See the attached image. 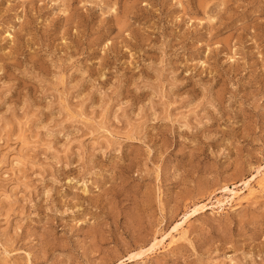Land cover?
Returning <instances> with one entry per match:
<instances>
[{"label": "rangeland", "instance_id": "374dc122", "mask_svg": "<svg viewBox=\"0 0 264 264\" xmlns=\"http://www.w3.org/2000/svg\"><path fill=\"white\" fill-rule=\"evenodd\" d=\"M263 171L264 0H0V264H264Z\"/></svg>", "mask_w": 264, "mask_h": 264}, {"label": "bare ground", "instance_id": "6f19581e", "mask_svg": "<svg viewBox=\"0 0 264 264\" xmlns=\"http://www.w3.org/2000/svg\"><path fill=\"white\" fill-rule=\"evenodd\" d=\"M259 170V169H258ZM257 170V171H258ZM264 172V171H263ZM257 173V172H256ZM262 173V172H261ZM258 174H259V171H258ZM262 174H260L261 176ZM263 176V175H262ZM257 178V174H254L250 177H248L247 179H245L244 181H242L240 184H243L242 187L240 188H237V185H235L233 188H230V187H226V190L229 194H231V198L229 200H227L228 202H230L232 199L234 198H238L240 194L246 192L247 190H249L250 186H251V183L253 181H255ZM262 178V177H261ZM258 179V178H257ZM264 179V177L262 178ZM257 181V180H256ZM255 183V182H254ZM253 185V183H252ZM253 188V187H252ZM249 192V191H248ZM253 193V192H252ZM226 201H224L223 203H225ZM192 214V213H191ZM188 216H190V214H186L185 217L183 218V220H181L179 223H177V226L176 227H181L183 224H185L186 222V219L188 218ZM174 228H172L173 230ZM175 230V229H174ZM170 233H168L166 236H162V238H158L155 240V242L153 243V245L155 246L156 244L162 242L165 240L166 237H168Z\"/></svg>", "mask_w": 264, "mask_h": 264}]
</instances>
